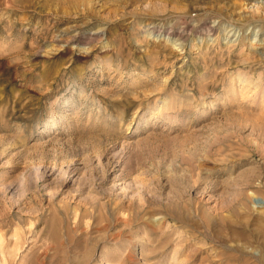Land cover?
I'll use <instances>...</instances> for the list:
<instances>
[{"label": "rangeland", "instance_id": "1", "mask_svg": "<svg viewBox=\"0 0 264 264\" xmlns=\"http://www.w3.org/2000/svg\"><path fill=\"white\" fill-rule=\"evenodd\" d=\"M218 260L264 264V0H0V264Z\"/></svg>", "mask_w": 264, "mask_h": 264}, {"label": "bare ground", "instance_id": "2", "mask_svg": "<svg viewBox=\"0 0 264 264\" xmlns=\"http://www.w3.org/2000/svg\"><path fill=\"white\" fill-rule=\"evenodd\" d=\"M158 22H160V21H158ZM176 22H177V21H176ZM152 23H153V22H152ZM154 23H155V22H154ZM160 23H161V22H160ZM173 24H174V23H173ZM153 25H154V24H153ZM156 25H157V23H156ZM173 26H174V25H173ZM212 26H213V25H212ZM212 26H211V27H212ZM161 27H162V26H161ZM211 27H210V28H211ZM156 28H158V27H156ZM193 28H195V27H193ZM153 29H154V28H153ZM208 29H209V28H208ZM175 30H176V28H175ZM213 30H214V29H213ZM96 32H99V31L97 30ZM96 32H95V33H96ZM153 32H154V31H153ZM180 32H181V31H180ZM187 33H188V32H187ZM206 33H207V32H206ZM178 37H179V36H178ZM183 39H184V38H183ZM181 42H182V41H181ZM253 42H254V41H253ZM256 128H257V127H256ZM255 132H256V131H255ZM220 260H221V259H220ZM226 260H227V261L231 260V262H232V259H231V258L226 259ZM217 262H219V264H224V261H221V262H220V261L218 260V261H216V263H217ZM4 264H5V263H4ZM226 264H227V263H226ZM228 264H229V263H228Z\"/></svg>", "mask_w": 264, "mask_h": 264}]
</instances>
